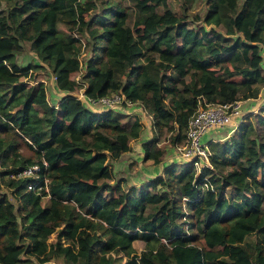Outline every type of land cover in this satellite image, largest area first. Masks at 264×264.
<instances>
[{"label":"trees","instance_id":"16d2710c","mask_svg":"<svg viewBox=\"0 0 264 264\" xmlns=\"http://www.w3.org/2000/svg\"><path fill=\"white\" fill-rule=\"evenodd\" d=\"M178 1L184 14L169 0H0V177L19 203L0 194V264H264V112L209 140L212 168L172 163L124 189L107 160L130 149L139 118L93 111L72 94L118 90L140 102L156 131L143 157L155 164L158 135L183 142L200 101L256 98L264 0H205L197 26L185 15L194 0ZM77 32L88 37L83 62ZM24 42L38 62H17ZM27 68L52 74L64 92L56 104L45 81L21 79ZM33 164L37 177L18 175Z\"/></svg>","mask_w":264,"mask_h":264},{"label":"built area","instance_id":"2783aa9c","mask_svg":"<svg viewBox=\"0 0 264 264\" xmlns=\"http://www.w3.org/2000/svg\"><path fill=\"white\" fill-rule=\"evenodd\" d=\"M52 78L54 80V77ZM76 78H78V76H76ZM72 94L79 98L85 106L93 111L120 109V111L136 115L140 122L143 116H147L153 125V116L147 112L143 105L138 101L128 99L118 90L110 91L97 97H92L84 92L83 87H79ZM246 100L247 99H236L230 102H204V104L200 101L193 114L189 117L183 143L176 144L177 154L182 161L181 163H191L195 168L196 174H199L203 167L212 168L210 162L209 140H203V137L208 130L214 128H226L227 133H233L249 112L257 111L258 105L253 108H245L244 102ZM220 137L222 138V136ZM220 137H212L210 140H219ZM37 169L38 165L33 164L20 171L18 175L37 177L35 174ZM202 180L204 188L212 191L215 190L214 185L209 182L207 175H204ZM35 184L36 183L29 182L28 187L30 188ZM183 199H186V197H183Z\"/></svg>","mask_w":264,"mask_h":264},{"label":"rangeland","instance_id":"374dc122","mask_svg":"<svg viewBox=\"0 0 264 264\" xmlns=\"http://www.w3.org/2000/svg\"><path fill=\"white\" fill-rule=\"evenodd\" d=\"M169 5L177 13L184 14L183 8L180 6L178 0H169ZM205 11H206L205 0H194L190 4V6H188L186 8L185 15L187 16V18L189 20H193V21H189L190 24H192L193 26H197V25H199V23L200 24L203 23L201 18L204 15ZM90 14H91V11H90ZM195 14L197 15V17L194 16ZM86 16L88 17V15H86ZM195 18H198V19H195ZM58 29L67 31V28L62 23H58ZM217 30H219V32H223V27L219 26V27H217ZM77 35H79V37L82 41V53L80 54V59L83 62L84 59H86L90 54L89 53L90 50L88 49V45L85 43L88 40V37H87V34H81L78 32H77ZM16 60L20 64V66H26L27 64H32V63L39 61V59H37L35 53L30 50L28 42H24V47L22 49H20L19 51H17ZM81 73H82V70L80 69L79 71H77V73H75L76 75L74 77L76 78V76H78V78H79V76H81ZM20 77L22 80H24L28 83H32V82H34V80H41L40 78H43V80L45 81L47 97L49 100L53 99L52 95H54V93H51L50 88H49L50 72L47 70V68H32V69L27 68L26 70L23 71V73L20 75ZM235 77H237V76H235ZM6 86L0 85V92H3L4 89L6 88ZM257 97H259L257 111L249 112V114L247 116H245L246 120L255 121L256 117L259 116V114H263V112H264V110H263L264 105H260V104H264V87H262L260 89V92L258 93ZM251 99H254V98H251ZM247 102H250V100H248ZM246 108H247V106H246ZM133 117H134L133 114H128V118L125 117L124 120L126 122H129V121L133 120ZM127 120H129V121H127ZM146 120H147V122H146ZM155 132L156 131H155L153 125L151 124L149 118H147V116H143V118L141 119V124H140L139 140H142L143 138H147V137H152L155 134ZM173 133H174V131L171 132V131L166 130V131H164L158 135V144L162 148H164V150H165L161 160L163 161V164L166 163V166L168 164L167 158L170 156V154L177 153L176 145H174L171 142L172 141L171 138H172ZM226 133H227L226 128L210 129V130H208V132L203 137V140L208 141L212 137H214V138L220 137ZM181 143H183V142H181ZM134 146H135V144H134ZM107 161L111 165V164H113L114 158L113 159L108 158ZM179 161H181V160H179ZM150 164H152V163H150ZM168 165H170V164H168ZM3 168L4 167L0 165V171ZM9 176L10 175H5V178H7ZM226 190H227L226 193L229 194L230 188H228ZM2 193L7 194L9 199L12 200L16 206L19 204L17 202V200L14 199L13 196L10 195V189L5 185L4 181L0 177V194H2ZM47 201H48V195H44L41 197V203L43 205H45L47 203ZM191 213H192V211H191ZM52 238H54V235H51L50 239H52ZM245 240H247V241L254 240V234L253 233L248 234L245 237ZM142 243L143 242L140 240H136L135 242L133 241V245H135L137 248H139Z\"/></svg>","mask_w":264,"mask_h":264},{"label":"crops","instance_id":"0c3cea01","mask_svg":"<svg viewBox=\"0 0 264 264\" xmlns=\"http://www.w3.org/2000/svg\"><path fill=\"white\" fill-rule=\"evenodd\" d=\"M40 79L43 80V78ZM49 88L51 93H54V95H52L53 99H50V102L56 104L59 100V97L63 95L64 92L58 91L55 88V83L51 73L49 78ZM259 97L254 99H247L244 102L245 104L244 107L246 108L247 106V108L249 107L253 108L257 106L259 102L258 101ZM248 100H250V102H247ZM260 105H264V104H260ZM231 133L224 134L222 138L220 137V140L226 138ZM139 137L140 136L138 135V137L131 140L130 149L120 154L118 157H116V159L114 158L113 164L111 165L109 164L112 167V171L114 173V178L111 180V183H116L117 181L120 180L121 185L124 189H127L131 186L139 187L140 185L149 182L150 180L156 178L157 176L162 175L164 168L166 167V163L163 164L162 160L157 164H155L152 162L151 159H144L143 151H142L143 149L141 145L144 141L150 139V137L143 138L142 140H139ZM167 159H168V164L182 162L179 161L180 159L177 153L170 154V156ZM136 240L142 241L141 239H136ZM136 240H134V242ZM143 246H144V242L141 244L139 248H137L136 246L135 248L137 249V251H139L143 248Z\"/></svg>","mask_w":264,"mask_h":264}]
</instances>
